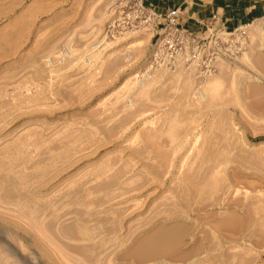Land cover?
<instances>
[{"label": "rangeland", "instance_id": "obj_1", "mask_svg": "<svg viewBox=\"0 0 264 264\" xmlns=\"http://www.w3.org/2000/svg\"><path fill=\"white\" fill-rule=\"evenodd\" d=\"M127 6L0 0V264H264V18L144 80Z\"/></svg>", "mask_w": 264, "mask_h": 264}, {"label": "built area", "instance_id": "obj_2", "mask_svg": "<svg viewBox=\"0 0 264 264\" xmlns=\"http://www.w3.org/2000/svg\"><path fill=\"white\" fill-rule=\"evenodd\" d=\"M130 3L123 16L117 19L116 28L131 30L147 21L151 12L162 24L152 36V44L143 79H148L154 69L174 68L178 64L193 66L198 79L215 74L221 63L230 64L242 51L247 35V24L228 27L216 13L198 21L197 27H189L177 21L175 11L162 15L147 7L144 0H125ZM261 17H264L261 16ZM154 18V17H153ZM89 59V57H87Z\"/></svg>", "mask_w": 264, "mask_h": 264}, {"label": "crops", "instance_id": "obj_3", "mask_svg": "<svg viewBox=\"0 0 264 264\" xmlns=\"http://www.w3.org/2000/svg\"><path fill=\"white\" fill-rule=\"evenodd\" d=\"M147 7L162 15L175 11L180 24L197 27L198 21L216 13L228 27L259 20L264 15V0H144ZM253 21L250 23L249 21ZM154 30V33H157Z\"/></svg>", "mask_w": 264, "mask_h": 264}, {"label": "bare ground", "instance_id": "obj_4", "mask_svg": "<svg viewBox=\"0 0 264 264\" xmlns=\"http://www.w3.org/2000/svg\"><path fill=\"white\" fill-rule=\"evenodd\" d=\"M152 14H153V13L151 12V14H150L149 18L147 19V21L144 22V23L140 26V28H142V27H144L146 24H149V23H150V21H151V17H152ZM257 21H258V20H257ZM257 21H256V22H257ZM112 26H113V25H112ZM259 26H260V25H257V24L255 25V24H253L252 26H250V28H251V30H255V31H257V30H259ZM144 28H145V27H144ZM250 28H249V29H250ZM133 31H134V30H132V31H130V32H133ZM134 32H135V31H134ZM246 36H247V35H246ZM105 40H106V39H105ZM103 42H104V41H103ZM103 42H102V44H104ZM98 46H99V45H98ZM100 46H101V45H100ZM100 46H99V47H100ZM102 46H103V45H102ZM99 47L93 46V47H92V50L98 49ZM70 52H71V51H70ZM71 54H72V53H71ZM71 54H70V55H71ZM86 59H87V56H86ZM86 59H85V60H86ZM64 60H65V59H64ZM87 60H89V62H90L91 59H87ZM85 62H86V61H85ZM159 68H163V67H159ZM144 75H145V74H144ZM151 78H152L151 76L148 77L149 80H150ZM148 79H147V80H148ZM142 81H143V80H142ZM143 86H145V85H143ZM140 92H141V91H140ZM152 242H153V241H152ZM152 242H151V243H152ZM155 242H156V241H155ZM160 242H162V241H160ZM160 244H161V243H160ZM155 245H156V244H155Z\"/></svg>", "mask_w": 264, "mask_h": 264}]
</instances>
